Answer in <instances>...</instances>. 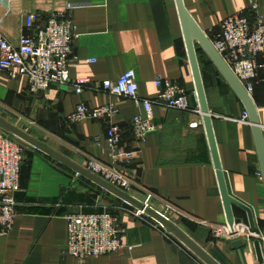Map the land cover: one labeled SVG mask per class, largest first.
<instances>
[{"label": "crops", "instance_id": "1", "mask_svg": "<svg viewBox=\"0 0 264 264\" xmlns=\"http://www.w3.org/2000/svg\"><path fill=\"white\" fill-rule=\"evenodd\" d=\"M183 3L208 37L224 19L250 3L264 13V0ZM56 13L71 16L77 34L69 79L89 83L80 95L70 83L51 84L44 93L29 97L25 78L12 80L0 72V117L30 125L33 137L83 167L92 160L111 166L107 124H70L67 117L80 102L90 108L117 104L112 123L123 130L122 150L135 156L129 166L116 168L131 182L133 196L145 201L150 194L151 206L220 264H243L230 247L231 238L212 234L213 228L228 226L175 0H0V39L17 47L23 36L35 35ZM29 15L37 17L32 27L26 25ZM197 58L227 189L251 210L256 228L251 242L260 243L264 259V183L251 127L241 121L244 107L210 60L202 51ZM128 71L135 74L140 99L154 101L159 93L155 81L162 78L180 84L198 112L164 111L152 104L158 129L136 143L131 121L144 115L143 108L98 87ZM250 96L264 127V75L256 80ZM192 123L197 126L191 127ZM14 198L18 214L10 234L0 237V264H202L152 220L137 217L118 199L29 146ZM232 211L239 230L250 234L246 213L235 207ZM101 213L117 218L121 242L130 249L83 261L68 255L67 219ZM243 253L244 264H257L254 251Z\"/></svg>", "mask_w": 264, "mask_h": 264}, {"label": "built area", "instance_id": "2", "mask_svg": "<svg viewBox=\"0 0 264 264\" xmlns=\"http://www.w3.org/2000/svg\"><path fill=\"white\" fill-rule=\"evenodd\" d=\"M36 18L35 15H29L26 18L27 27H32ZM210 32L209 37L206 35L214 50L251 95L254 83L260 75H264V13L256 3H250L224 19L217 32ZM76 38L71 16L67 17L64 13L52 14L44 27L39 28L35 35L23 36L17 47L3 38L0 39V72L12 80L25 78L26 94L29 97L44 93L51 84L70 83L75 94L80 95L89 81H70L68 75V65L72 59ZM98 87L110 96L132 100L136 106L143 108L144 115H137L131 121L136 143H143L158 129L152 115V104L158 105L164 111L198 112L191 108L189 94L180 84L162 78L155 81L159 93L154 101L140 99L133 71H128L113 81H103ZM117 113L115 103L90 108L80 102L67 117V121L70 124L90 121H103L107 124L106 142L111 166L92 160L84 167L110 185L133 196L131 182L116 168L129 166L135 156L134 152L121 148L123 130L112 123ZM241 121L248 123L246 113ZM190 126L196 127L197 124L192 123ZM262 131L264 133V127ZM26 147L25 143L0 129V237L10 234L18 214L14 196L20 189V173ZM151 198L149 194L142 202L153 208ZM131 209L137 217H146L139 213L140 211ZM234 231L236 237L242 236L245 251L253 255L251 240L255 233L245 234L236 224ZM121 234L117 218L109 213L73 215L67 219L65 251L83 261L91 257L109 255L124 248L130 249L121 242ZM212 234L216 238H231L229 227L213 228Z\"/></svg>", "mask_w": 264, "mask_h": 264}, {"label": "water", "instance_id": "3", "mask_svg": "<svg viewBox=\"0 0 264 264\" xmlns=\"http://www.w3.org/2000/svg\"><path fill=\"white\" fill-rule=\"evenodd\" d=\"M175 4L186 49V54L190 66V71L194 83L195 96L202 117V122L208 141L212 163L216 173L226 223L230 229V247L233 251L237 253L241 262L244 264L243 251L245 250L246 246L242 239L236 237V232L234 231L235 219L232 209L235 207L246 213L249 230L251 233H255L256 228L254 225L251 210L246 205L233 198L227 189L225 175L222 171L214 138L211 115L208 109L204 87L202 84L197 58V48L200 49L210 60V62L213 64V66L216 68V70L219 72V74L222 76V78L225 80V82L228 84V86L231 88V90L234 92V94L244 107L248 119V124L251 127L260 173L264 183V135L262 131V125L260 124L256 107L251 96L246 92L244 87L240 84V82L236 79L230 69L223 62L221 57L214 50L207 35L204 33V31L200 29V27L197 25V23L193 20L191 15L186 10L183 0H175ZM0 129L14 136L18 140L22 141L27 146L37 150L38 152L52 159L53 161L63 166L70 172L74 173L75 175L92 183L93 185L105 191L114 198L118 199L125 205L133 208L134 210L142 212L143 215L158 224L164 230L165 233L171 235L177 241H179L200 262H202V264H220L209 253H207L196 242H194L175 223L160 214L158 211L154 210L152 207L144 204L139 199L110 185L98 176L89 172L85 167L75 163L73 160L55 151L45 143L39 141L32 135L19 129L18 127L11 124L8 120L2 117H0ZM252 245L256 258V263L264 264L260 243L258 241H254Z\"/></svg>", "mask_w": 264, "mask_h": 264}, {"label": "rangeland", "instance_id": "4", "mask_svg": "<svg viewBox=\"0 0 264 264\" xmlns=\"http://www.w3.org/2000/svg\"><path fill=\"white\" fill-rule=\"evenodd\" d=\"M6 120H8L11 124L15 125L16 127H18L19 129L25 131L26 133L32 135V136H35L36 134L34 133H31V131H28V130H33V127H31L30 125H27L26 123L24 122H18V119L17 118H11V117H6L4 118ZM38 136V135H37ZM36 138V137H35ZM28 147V146H27ZM117 201V200H116ZM118 203V201L116 202ZM125 205V204H124ZM144 217V216H143Z\"/></svg>", "mask_w": 264, "mask_h": 264}, {"label": "trees", "instance_id": "5", "mask_svg": "<svg viewBox=\"0 0 264 264\" xmlns=\"http://www.w3.org/2000/svg\"><path fill=\"white\" fill-rule=\"evenodd\" d=\"M199 51H201V50L197 48V54L199 53Z\"/></svg>", "mask_w": 264, "mask_h": 264}, {"label": "bare ground", "instance_id": "6", "mask_svg": "<svg viewBox=\"0 0 264 264\" xmlns=\"http://www.w3.org/2000/svg\"><path fill=\"white\" fill-rule=\"evenodd\" d=\"M139 213L143 214L142 212H139Z\"/></svg>", "mask_w": 264, "mask_h": 264}]
</instances>
